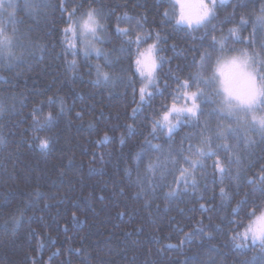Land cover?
<instances>
[{
  "label": "trees",
  "instance_id": "16d2710c",
  "mask_svg": "<svg viewBox=\"0 0 264 264\" xmlns=\"http://www.w3.org/2000/svg\"><path fill=\"white\" fill-rule=\"evenodd\" d=\"M31 3L27 8L24 0H13L0 9V27L13 39L11 55L0 59V103L5 105L0 113V264H202L208 256L214 264H264L259 243L249 239L237 247L242 242L233 240L254 219L248 213L255 209L257 215L264 209V194L255 190L264 175L260 133L241 127L229 135L227 129L237 123L219 113L222 95L202 83L198 89L190 80L187 91L206 93L207 99L197 100L201 112L195 119L181 117L183 123L171 140L159 129L157 138L151 135L153 117L159 119L161 106L170 108L174 102V77L188 80L200 71L199 58L205 51L212 60L203 74L211 75L221 56L209 47L212 37L229 38L223 56L246 51L264 60V25L258 22L264 17V0H217L215 18L199 29L177 24L172 0ZM61 4L67 12L61 11ZM90 5L105 6L99 56L85 55L75 23ZM73 9L77 34L68 39L75 45V56L65 53L63 34L67 13ZM13 11L14 17L9 15ZM125 13L133 21L119 23L120 28L132 29L140 20L143 31L152 33L142 49L156 43V33L166 37L157 45L162 49L157 57L166 61L154 74L160 91L149 89L153 98L143 105L134 47L119 51L128 47L116 31L117 17ZM233 29L239 40L229 37ZM73 59L74 70L67 63ZM96 65L109 73V82H96ZM175 102L184 106L181 100ZM134 108L140 109L135 116ZM34 109H42L36 112L40 121L49 112L54 119L34 130ZM219 131L224 139H216ZM41 138L49 140L47 148L40 147ZM146 140L163 151L148 149ZM205 140L218 157L204 159L205 167L194 171L195 189L191 183L186 189L180 185L177 196L167 197L165 193L177 188L174 181L179 176L166 164L169 149L179 160L176 152L189 145L207 150ZM226 157L238 158L239 164L233 163L229 177L220 183L213 164ZM181 165L187 167L182 160ZM221 187L230 199L221 197ZM244 199L248 203L238 208Z\"/></svg>",
  "mask_w": 264,
  "mask_h": 264
},
{
  "label": "snow or ice",
  "instance_id": "6c2138e0",
  "mask_svg": "<svg viewBox=\"0 0 264 264\" xmlns=\"http://www.w3.org/2000/svg\"><path fill=\"white\" fill-rule=\"evenodd\" d=\"M11 3V0H9ZM25 6L27 8H32L33 5L31 0H24ZM179 2V0H177ZM221 4L224 3V0H219ZM217 4V0H211V7L204 2V0H199V12L197 14H193L190 10L186 11L185 6L181 5V12L179 15V19L177 20L178 25H184L191 29H199L206 27L211 24L212 19L215 18V14L213 9ZM61 11L67 12V9L63 7L61 4ZM4 8V0H0V9ZM68 14V27L63 29V34L65 36L64 44H65V53L71 54L73 56L76 55L75 45L71 40L68 39L69 36L75 37L77 32L76 29L73 28V17L76 15V10L73 9L72 12ZM10 16H15V11L9 13ZM86 18L75 21L77 27L81 29L82 34H87L92 36L95 39H99L97 36V31H105L104 24L101 23L102 20L106 19L105 14V6L100 5L98 8H93L91 5L86 12ZM167 15V13H165ZM117 27L116 31L120 36L125 37L123 44H126L128 47H121L119 51H132L134 47L135 51V68L136 72L139 74L141 78L142 86L139 88V99L140 104L143 105L148 101H151L153 98V92L149 91V89H154L159 92L158 81L155 78V72L158 67H160L165 61L164 57H157V53L162 51L157 45L163 43L166 40V37H161L159 33L155 34V41L149 45L147 48L142 49V45L147 42L148 39L152 38V33L143 31V24L140 20L135 21V27L132 29L129 28H120L119 23H127L131 24L133 21V17L128 16L127 13L122 16L117 17ZM258 22L261 25H264V17L258 18ZM12 23H16L15 20ZM216 26L212 25L211 31H216ZM143 32V34H141ZM235 30L229 31V37H233L235 40H239L238 36H234ZM207 36L208 34L205 33ZM134 37V38H133ZM204 37H201L203 40ZM228 37H225L221 40H217L215 37L211 38V42L209 47L213 48L215 51H219L221 56H218L215 60V65L212 68L211 75L205 76L203 74L205 65L207 61L212 60L211 53L205 51L200 56V71L191 76L188 80L181 81L179 77H174L176 80L178 87L173 93L174 102L170 108L162 105L161 107L164 109L162 114H160V118L156 119L153 117L152 119V137L157 138V129L160 132L167 133V137L171 140L173 133L176 131L177 127L183 123L181 117L184 118H192L195 119L197 117L198 112H201L200 105L197 103L198 99H207L206 93L203 90H198L197 92L187 91L189 88L190 80L192 84L197 86L199 89V85L202 83L206 87H212L217 95L223 96V108L219 109V113L221 115H227L232 118L236 123V128L229 127L227 132L229 135H235L240 131L241 127H252L255 128L264 138V115L257 116V109H264V60H261L259 54H253L250 57L247 52H243L239 57H232L230 59L223 58V50L226 47V43L228 41ZM13 45L12 36H9L6 33L5 27H0V59H3L7 56L11 55V47ZM218 46V47H217ZM175 47V45H173ZM90 52H85V55H90ZM96 54L99 56L102 53L100 50H96ZM196 58L193 57V61L195 62ZM254 61L258 63L261 67L257 70V74H253L248 71L249 62ZM67 63L72 66L74 70V66L76 64L75 59L67 61ZM110 63V62H109ZM96 74H97V83L109 82L111 77L108 72L104 71L100 65H96ZM257 75H259V81L257 80ZM184 90V91H182ZM136 90L134 89V92ZM162 94V93H161ZM176 100H181L184 102V106L178 107ZM139 108H134L132 110L133 116L139 111ZM5 111V105L0 103V113ZM42 111V109H34L33 112V120L35 123L36 129L44 127L45 124L52 121L54 119L51 112L47 114L44 121H40L36 116V112ZM79 116L80 113H77ZM250 115L251 119H247L246 117ZM175 121V122H173ZM129 129L133 127V125H127ZM224 133L219 131L216 135V139H224ZM104 139L108 140L109 137L107 133L104 135ZM123 143V140L121 141ZM204 143L209 144L207 150L197 147L196 145H189L187 149L181 148L176 152V156H179L180 159H176L172 156V150L169 149V155L166 158V164H171L173 167L171 169L172 173H179V176L175 179V183L177 184L176 189H172L171 191L165 193V195L169 198L175 197L179 194V186L183 185L186 189L191 183L193 189L196 188L197 181L194 178V171L199 167H205L203 161L206 158L217 156L218 153L213 151L210 146V142L205 140ZM49 145V140L47 138L40 139V147L47 148ZM145 145L148 149L162 152L163 148L161 145H153L150 140L145 141ZM224 151H229L230 149L226 145H220ZM187 151L189 155H184V152ZM197 157L193 159L192 157ZM181 160L183 161L184 167L181 165ZM233 163L239 164V159L235 160L227 158L224 162H221L219 158L214 161L213 168L216 173L219 175L220 183H223L226 177H229L231 172V165ZM163 165H157V167H161ZM149 171L153 170V165H148ZM238 178V177H237ZM212 183H216L215 179ZM249 184H257V180H249ZM259 186L255 189L256 191L264 194V175H261L258 178ZM151 186V185H150ZM220 195L222 198L230 199L229 194L225 191L223 187L220 188ZM248 200L244 199L239 202L237 207L239 208L242 204H247ZM204 205H201L203 208ZM235 211V210H234ZM249 216L254 217V220L250 222L245 230L240 233L237 232L236 236L233 237V240H240L242 243L237 244V247H241L243 244H246L249 239L253 244L259 243L262 250H264V210L260 212L259 215H256L255 209L248 213ZM73 218H75V213H73ZM192 234H189L186 238L190 239ZM183 243V241H182Z\"/></svg>",
  "mask_w": 264,
  "mask_h": 264
},
{
  "label": "rangeland",
  "instance_id": "374dc122",
  "mask_svg": "<svg viewBox=\"0 0 264 264\" xmlns=\"http://www.w3.org/2000/svg\"><path fill=\"white\" fill-rule=\"evenodd\" d=\"M172 1L175 4V6L173 8V13L176 16L177 20L179 19V15H180V12H181V5H184L185 6V10L186 11L190 10L193 14H197L199 12V0H179V2H177V0H172ZM12 2H13V0H11V3ZM204 2L207 3L211 7V0H204ZM11 3L9 2V0H4V8L7 7V5H9ZM84 18H86V15L82 19H84ZM82 19H81V21H82ZM79 31H80L81 41H82V45H83L84 50L87 51V52L96 54V50H99V48H100L98 41H100L102 39V36L100 35L101 31H97V36L99 37V39H95L92 36L87 35V34H82L80 28H79ZM242 53L243 52H236V53H233V54L224 55L223 58L224 59H230L232 57H239V56L242 55ZM248 55L250 57L253 56V55H250V54H248ZM260 67L261 66L258 63H255L254 61H250L249 62V67H248L247 70L252 72L253 74H257V70L260 69ZM257 80L259 81V75H257ZM222 98H223V96H222ZM256 115L257 116L264 115V112H262L261 109H257L256 110ZM246 118L250 120L251 116L248 115ZM259 214H257V215H259ZM202 264H214V258L211 257V256H208L207 258H205L202 261Z\"/></svg>",
  "mask_w": 264,
  "mask_h": 264
}]
</instances>
